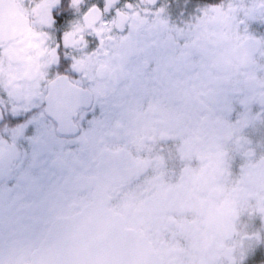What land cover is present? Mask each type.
Wrapping results in <instances>:
<instances>
[{"label": "flooded vegetation", "instance_id": "flooded-vegetation-1", "mask_svg": "<svg viewBox=\"0 0 264 264\" xmlns=\"http://www.w3.org/2000/svg\"><path fill=\"white\" fill-rule=\"evenodd\" d=\"M11 2L9 9L0 0L6 65L25 70L51 62L58 47L68 56L78 51L90 0ZM208 3L227 0H187L170 7L171 18ZM53 9L70 19L55 23ZM205 29L215 35L201 47L228 49L234 64L243 62L246 49L227 14L205 16ZM0 202L15 213L0 217V264H27L55 225L91 208L143 235L161 264H251L264 248V72L146 97L38 196L0 187Z\"/></svg>", "mask_w": 264, "mask_h": 264}, {"label": "snow or ice", "instance_id": "snow-or-ice-1", "mask_svg": "<svg viewBox=\"0 0 264 264\" xmlns=\"http://www.w3.org/2000/svg\"><path fill=\"white\" fill-rule=\"evenodd\" d=\"M85 11L88 28L72 56L58 47L51 62L25 70L0 59V187L23 199L38 196L83 160L144 98L264 72V0L200 5L179 22L162 3L148 9L133 0H90ZM53 12L55 23L70 19ZM212 13L227 14L235 26L247 53L242 63L234 64L228 49L200 46L215 35L200 30ZM180 36L187 37L182 45L169 46ZM5 216L15 213L0 202ZM249 259L264 264V248Z\"/></svg>", "mask_w": 264, "mask_h": 264}, {"label": "water", "instance_id": "water-1", "mask_svg": "<svg viewBox=\"0 0 264 264\" xmlns=\"http://www.w3.org/2000/svg\"><path fill=\"white\" fill-rule=\"evenodd\" d=\"M13 23L9 17V32ZM27 264L161 263L143 235L125 230L115 215L91 208L55 225Z\"/></svg>", "mask_w": 264, "mask_h": 264}, {"label": "clouds", "instance_id": "clouds-1", "mask_svg": "<svg viewBox=\"0 0 264 264\" xmlns=\"http://www.w3.org/2000/svg\"><path fill=\"white\" fill-rule=\"evenodd\" d=\"M125 2H127V0H125ZM133 3H136L142 6L143 8L150 9L153 6H158V4L160 3L172 7V6L179 5L181 3H187V0H133Z\"/></svg>", "mask_w": 264, "mask_h": 264}]
</instances>
